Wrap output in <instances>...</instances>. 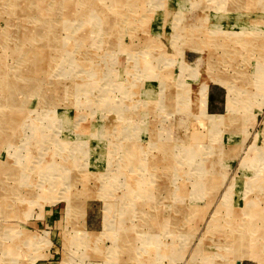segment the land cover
<instances>
[{
    "label": "rangeland",
    "instance_id": "1",
    "mask_svg": "<svg viewBox=\"0 0 264 264\" xmlns=\"http://www.w3.org/2000/svg\"><path fill=\"white\" fill-rule=\"evenodd\" d=\"M0 264H264V0H0Z\"/></svg>",
    "mask_w": 264,
    "mask_h": 264
},
{
    "label": "bare ground",
    "instance_id": "2",
    "mask_svg": "<svg viewBox=\"0 0 264 264\" xmlns=\"http://www.w3.org/2000/svg\"><path fill=\"white\" fill-rule=\"evenodd\" d=\"M250 256V255H249ZM239 263V262H238Z\"/></svg>",
    "mask_w": 264,
    "mask_h": 264
}]
</instances>
